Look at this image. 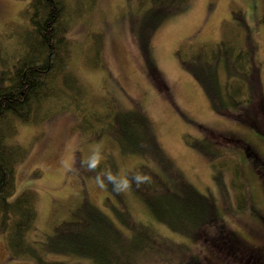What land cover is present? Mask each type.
Segmentation results:
<instances>
[{"label":"rangeland","instance_id":"rangeland-1","mask_svg":"<svg viewBox=\"0 0 264 264\" xmlns=\"http://www.w3.org/2000/svg\"><path fill=\"white\" fill-rule=\"evenodd\" d=\"M27 2L0 0L3 51L17 49L30 26L25 13ZM95 6L90 14L76 21L70 33L78 46L75 68L89 97H111L123 110L141 111L161 149L182 174L181 179L171 178L173 184L182 185L187 196L193 190L211 197L225 212L227 225L243 230L240 222L248 224L262 213L264 193L258 176L252 182L246 181L249 203L238 208L233 178L239 162L243 161L244 180L251 174V165L257 163L254 155L246 154L245 144L251 139L264 147V119L254 117L253 123L218 112L193 72L180 61L177 51L182 49L188 56L194 50L219 43L225 36L251 38L262 61L264 95V15L260 16V0H189L180 10L169 12L157 22L125 0H99ZM96 31L104 34L103 67L89 65L80 52L84 49L89 57L93 54L92 33ZM220 76L222 81L226 79L223 69ZM60 109L54 104L50 116L43 121L22 123L14 137L27 151L17 165L14 196L24 189H33L38 195L39 214L30 232L32 239H40L42 232L65 218L71 207L88 201L106 211L127 234L143 239L127 255L131 258L129 264H185L191 255L200 264L216 263L212 260L214 255L225 264H243L247 251L239 249L232 253L222 248L220 242L214 241L216 228L206 230L207 235L202 230L183 234L156 218L132 189L116 194L110 185L99 188L91 173L66 172L61 159L66 141L74 135L86 141L76 155L77 161L88 154L91 145L101 142L107 154L101 169L110 168L113 172L128 173L144 161L160 169L156 161L163 160L164 153L158 150L145 155L126 154L110 138L92 140L75 128L72 110ZM230 110L244 112L243 108ZM257 166L258 170L264 169ZM48 257L76 262L68 255ZM0 264L38 262L28 256L11 255L6 238L0 235Z\"/></svg>","mask_w":264,"mask_h":264},{"label":"trees","instance_id":"trees-1","mask_svg":"<svg viewBox=\"0 0 264 264\" xmlns=\"http://www.w3.org/2000/svg\"><path fill=\"white\" fill-rule=\"evenodd\" d=\"M98 1L28 0L26 14L30 26L19 46L12 51L0 48V235L6 238L11 255L28 256L38 264H129L131 258L127 255H131L135 245L143 239L136 236L134 239L106 211L88 201L71 207L65 218L42 232L40 239H32L30 232L39 214L38 195L33 189H24L14 196L17 165L27 152L14 139L22 123L43 121L50 116L55 104L60 110H72L76 116L75 128L87 133L92 140L110 138L126 154L145 155L158 150L164 153L148 118L141 111L123 110L111 97L91 100L88 88L81 83L74 64L78 46L70 33L76 21L90 14ZM125 1L134 3L137 11H146L157 22L169 12L180 10L189 0ZM92 37L93 54L89 57L84 49L80 52L89 65L103 67L104 34L96 31ZM199 49L188 56L179 49L177 55L198 79L214 108L232 118L253 123L254 117L264 119L262 61L255 42L249 37L225 36L219 43ZM222 69L226 72L225 81L220 76ZM235 108H243L245 113H232L230 109ZM254 151L250 147L246 151L257 159V163L251 165L248 180L242 177L243 161L235 169L233 183L238 208H244L249 202L246 181L252 182L258 175L264 193V169H257V164L264 168V155L260 151L256 155ZM163 155V160L156 161L160 169L144 161L128 171L129 174L136 171L150 174V184L139 189L133 184L131 189L156 218L183 234L202 230V234L207 235L206 230L216 228L214 241L220 242L228 252L241 249L247 251L246 255H264L263 209L248 224L239 223L245 227L243 230L229 227L224 220L225 212L211 197L193 190L187 196L182 185L173 184L182 174L167 155ZM254 194L257 196L255 191ZM48 255L73 256L76 262ZM212 260L220 264L215 255ZM189 262L201 263L193 255Z\"/></svg>","mask_w":264,"mask_h":264},{"label":"clouds","instance_id":"clouds-1","mask_svg":"<svg viewBox=\"0 0 264 264\" xmlns=\"http://www.w3.org/2000/svg\"><path fill=\"white\" fill-rule=\"evenodd\" d=\"M85 143V139L78 135H74L66 141L61 159V166L66 172L79 174L80 171H84L91 173L99 188L106 189L110 185L111 191L116 194L129 191L133 184L139 189L142 185L151 183L150 174L143 171L129 174L123 170L113 172L110 168L101 169V164L107 159L101 142L91 145L88 154L77 161L76 155Z\"/></svg>","mask_w":264,"mask_h":264},{"label":"flooded vegetation","instance_id":"flooded-vegetation-1","mask_svg":"<svg viewBox=\"0 0 264 264\" xmlns=\"http://www.w3.org/2000/svg\"><path fill=\"white\" fill-rule=\"evenodd\" d=\"M260 2H261V15L260 16L262 17L264 15V0H260ZM251 5L252 3L248 6L249 12L251 11ZM246 146L252 148V150H255L254 152L256 153V155H258V151H260L261 154L264 155V147H262L260 143H258V141L255 142L253 140H249L246 142ZM215 258L217 257L215 256ZM217 260L219 259L217 258ZM219 263L225 264L224 262L220 260H219ZM243 264H264V255H244Z\"/></svg>","mask_w":264,"mask_h":264}]
</instances>
